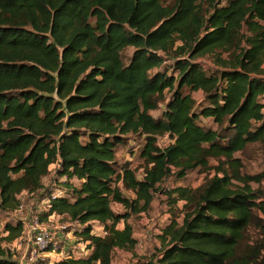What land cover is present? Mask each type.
<instances>
[{"label":"trees","instance_id":"16d2710c","mask_svg":"<svg viewBox=\"0 0 264 264\" xmlns=\"http://www.w3.org/2000/svg\"><path fill=\"white\" fill-rule=\"evenodd\" d=\"M215 51L227 58L207 72L196 59ZM127 136L144 140L141 178L117 163ZM263 142L264 0H0V227L17 197L40 196L55 171L66 196L49 213L79 225L89 251L56 264H111L115 250L133 251L128 219L147 212L159 188L184 202L182 223L163 230L160 259L142 264H261L264 191L251 184L264 183V171L243 174L234 156ZM194 170L214 174L197 189L161 188ZM97 226L104 237L91 235ZM251 227L263 237L249 253ZM21 231L2 226L0 264H16L4 245Z\"/></svg>","mask_w":264,"mask_h":264},{"label":"rangeland","instance_id":"374dc122","mask_svg":"<svg viewBox=\"0 0 264 264\" xmlns=\"http://www.w3.org/2000/svg\"><path fill=\"white\" fill-rule=\"evenodd\" d=\"M167 2H171V0H167ZM131 50L126 52V55L130 56ZM227 58V54H219V51H215L213 53L204 54L196 59V61L205 69V71H213L215 69V65L218 64V60L220 58ZM172 65L171 61H167L164 66L167 68V72L170 73V66ZM164 69V67H163ZM161 68V70H163ZM166 69V68H165ZM182 93H188L187 90H184ZM193 97L197 102H200V106L203 107L207 103L203 100V96L200 93H193ZM166 98L168 99L171 94L166 93ZM163 106L160 107L158 111H154L151 113L154 117H159L160 112L162 111ZM199 126L204 129L216 130L217 126L213 123L212 119H203L200 118L197 122ZM86 141V139H82V142ZM170 140L168 137H162L158 139V145L161 148L168 146ZM144 145L143 138L139 136H127L125 137V142L123 145L117 147L116 159L117 163L120 166L125 162H130L131 168L135 170V174L138 178H141V173L143 169V161L139 157L140 151ZM236 158H239L242 162V173L246 175H255L262 171H264V142L260 144H254L247 147L243 152L235 154ZM211 166H215V161H210ZM214 174V171L211 172H201L200 170L190 171L184 179L175 180L174 178H170L164 183L161 188H176V187H185L188 189H197L202 186L207 180H209ZM64 179H59L56 176L55 171L51 172V174L46 177V180L43 181V187L45 189L53 188V185L57 188L63 187ZM74 185H78L77 181L72 182ZM119 187L123 193V195L129 199H134L133 193L130 191L124 190L121 185ZM252 189L264 191V183L257 185L251 184ZM183 205L184 202L180 201L177 205H173L170 203V200L167 199V196L163 194L161 189L159 188L153 194V201L150 205V208L147 212L133 215L128 219V223L133 228V237L137 240V245L135 249L131 252L125 250H115L111 256V264H137L139 262L148 263V261L152 260L153 262L157 261L161 257V253H163L164 249L167 247V242H162L161 236L163 230L170 225L171 222H175L178 225L182 223L183 217ZM111 208L116 214H123L125 210L122 206L118 204H112ZM255 215L259 218L262 216L259 212L255 211ZM16 218L11 214L2 215V225L0 227V231H2V226L5 223H15ZM62 222H67V219H63ZM123 222H120L116 229H123ZM102 227H97L96 231L100 232ZM263 235L260 234L259 230L256 227H251L246 233L245 241L241 247V249H245L250 247L249 249H245L244 251L251 253L252 249L255 248V244L259 243L262 239ZM251 249V250H250ZM255 253V252H254ZM255 255V254H253ZM261 264H264V253L260 256Z\"/></svg>","mask_w":264,"mask_h":264},{"label":"built area","instance_id":"2783aa9c","mask_svg":"<svg viewBox=\"0 0 264 264\" xmlns=\"http://www.w3.org/2000/svg\"><path fill=\"white\" fill-rule=\"evenodd\" d=\"M65 196L63 188L53 185V188L41 191L40 196L31 195L29 200L27 193L17 197L19 203L12 215L17 220L15 223L21 224L22 231L18 238L4 245L12 261L16 264H56L87 256L88 243L74 234L73 228L80 226L62 222V216L49 213L51 202ZM97 227L91 235L104 237L103 229L98 232Z\"/></svg>","mask_w":264,"mask_h":264},{"label":"crops","instance_id":"0c3cea01","mask_svg":"<svg viewBox=\"0 0 264 264\" xmlns=\"http://www.w3.org/2000/svg\"><path fill=\"white\" fill-rule=\"evenodd\" d=\"M52 168H54V166H53ZM45 180H46V179H45ZM45 180H44V181H45Z\"/></svg>","mask_w":264,"mask_h":264}]
</instances>
